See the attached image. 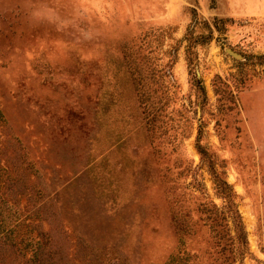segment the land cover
I'll return each instance as SVG.
<instances>
[{"label": "rangeland", "instance_id": "obj_1", "mask_svg": "<svg viewBox=\"0 0 264 264\" xmlns=\"http://www.w3.org/2000/svg\"><path fill=\"white\" fill-rule=\"evenodd\" d=\"M0 155V264H264V0H0Z\"/></svg>", "mask_w": 264, "mask_h": 264}, {"label": "trees", "instance_id": "obj_2", "mask_svg": "<svg viewBox=\"0 0 264 264\" xmlns=\"http://www.w3.org/2000/svg\"><path fill=\"white\" fill-rule=\"evenodd\" d=\"M1 155H0V188L3 187V189H6L8 188V183L9 181H5V179L2 178V173L6 167V165L9 166V162L7 160H4L1 161ZM4 193V191H0V197L2 196V194ZM6 194H9L6 192ZM99 257V253L97 252H89L86 254L85 257L82 256L83 259H79L77 260L78 263L76 264H96L94 263L95 260ZM171 264H176V263H172Z\"/></svg>", "mask_w": 264, "mask_h": 264}]
</instances>
